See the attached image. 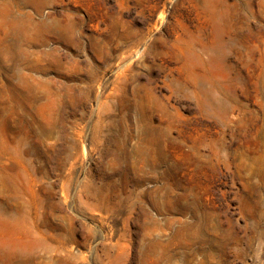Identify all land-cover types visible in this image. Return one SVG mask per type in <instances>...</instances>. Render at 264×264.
I'll return each mask as SVG.
<instances>
[{"label": "rangeland", "instance_id": "rangeland-1", "mask_svg": "<svg viewBox=\"0 0 264 264\" xmlns=\"http://www.w3.org/2000/svg\"><path fill=\"white\" fill-rule=\"evenodd\" d=\"M0 264H264V0H0Z\"/></svg>", "mask_w": 264, "mask_h": 264}, {"label": "bare ground", "instance_id": "bare-ground-1", "mask_svg": "<svg viewBox=\"0 0 264 264\" xmlns=\"http://www.w3.org/2000/svg\"><path fill=\"white\" fill-rule=\"evenodd\" d=\"M66 91H70V90H72L71 88L70 89H65ZM64 91V90H63Z\"/></svg>", "mask_w": 264, "mask_h": 264}]
</instances>
